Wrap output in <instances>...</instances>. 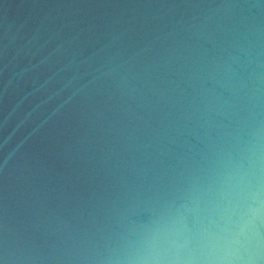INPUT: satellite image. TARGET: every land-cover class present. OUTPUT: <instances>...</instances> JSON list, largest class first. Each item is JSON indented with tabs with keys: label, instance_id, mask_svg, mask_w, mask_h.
Returning a JSON list of instances; mask_svg holds the SVG:
<instances>
[{
	"label": "water",
	"instance_id": "obj_1",
	"mask_svg": "<svg viewBox=\"0 0 264 264\" xmlns=\"http://www.w3.org/2000/svg\"><path fill=\"white\" fill-rule=\"evenodd\" d=\"M0 264H264V0H0Z\"/></svg>",
	"mask_w": 264,
	"mask_h": 264
}]
</instances>
